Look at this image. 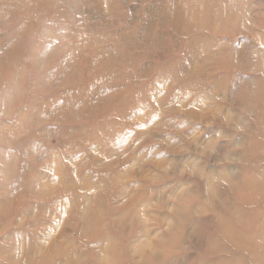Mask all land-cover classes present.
I'll list each match as a JSON object with an SVG mask.
<instances>
[{
  "label": "rangeland",
  "instance_id": "374dc122",
  "mask_svg": "<svg viewBox=\"0 0 264 264\" xmlns=\"http://www.w3.org/2000/svg\"><path fill=\"white\" fill-rule=\"evenodd\" d=\"M193 4L0 0V264H264V0Z\"/></svg>",
  "mask_w": 264,
  "mask_h": 264
},
{
  "label": "bare ground",
  "instance_id": "6f19581e",
  "mask_svg": "<svg viewBox=\"0 0 264 264\" xmlns=\"http://www.w3.org/2000/svg\"><path fill=\"white\" fill-rule=\"evenodd\" d=\"M185 1H188L189 2H194V4L191 7L192 10H194L193 12H191L190 14H193V16L197 19V21H193L192 23L194 24H198V25H206V24H209L210 21H213V23H218V24H221L223 20H226V9L227 7L224 5V2L227 1V0H185ZM233 2V0H231V3ZM234 2H236L237 4L234 5L235 6H239L240 5V8H241V11L243 12L244 10L246 11L247 10V7H244V6H241L240 2L241 0H234ZM198 3H203V5H205V10H201L198 8V6L196 5H199ZM196 4V5H195ZM245 15V14H244ZM231 20L233 21V23L235 25L237 24H240L243 20V16L241 15H236V14H231ZM230 17V16H229ZM207 20V21H206ZM205 22H207L205 24ZM264 54V53H263ZM262 55V54H261ZM264 56V55H263ZM261 57V56H260ZM236 61V59H235ZM252 62V61H251ZM264 62V61H263ZM254 68V67H253ZM252 68V69H253ZM254 70V69H253ZM264 79V78H263ZM254 86V84H253ZM264 87V85H263ZM262 87V88H263ZM256 89V87H255ZM259 89V88H257ZM264 90V88H263ZM252 92V90H251ZM254 93V92H253ZM249 95V94H248ZM253 96V95H252ZM253 98V97H252ZM260 98V97H259ZM250 99V98H249ZM262 99V98H261ZM264 99V98H263ZM262 99V100H263ZM247 100V99H246ZM250 102V101H248ZM258 103V102H257ZM264 103V101H263ZM247 104V103H246ZM253 104V103H252ZM254 105V104H253ZM250 106V105H249ZM255 106V105H254ZM253 106V107H254ZM251 108V107H250ZM254 110V109H253ZM255 111V110H254ZM257 111V110H256ZM250 143V142H249ZM261 145V144H260ZM261 149V150H260ZM262 151H264V147L263 148H260L259 146V143H257V140L255 139L254 137V140H252L251 142V145L249 146V154L253 153V155H249L251 156V159H249V161H251L252 165L254 166L255 163H256V160L258 161V157H259V152L262 153ZM257 168V166H256ZM252 178V177H251ZM254 181V180H253ZM252 180L249 181L250 185L249 187L251 188V191L250 192H253V194L255 195L253 197V199L257 196V194H261L260 192V187L261 185L259 186L258 182H253ZM262 188V187H261ZM264 189V187H263ZM238 223V221H237Z\"/></svg>",
  "mask_w": 264,
  "mask_h": 264
}]
</instances>
